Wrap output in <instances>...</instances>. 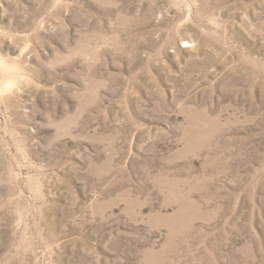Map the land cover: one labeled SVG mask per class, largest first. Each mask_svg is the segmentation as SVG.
<instances>
[{
  "label": "rangeland",
  "instance_id": "374dc122",
  "mask_svg": "<svg viewBox=\"0 0 264 264\" xmlns=\"http://www.w3.org/2000/svg\"><path fill=\"white\" fill-rule=\"evenodd\" d=\"M0 264H264V0H0Z\"/></svg>",
  "mask_w": 264,
  "mask_h": 264
}]
</instances>
